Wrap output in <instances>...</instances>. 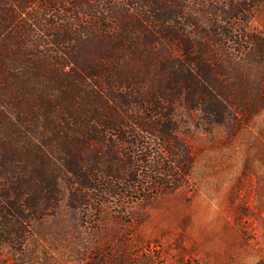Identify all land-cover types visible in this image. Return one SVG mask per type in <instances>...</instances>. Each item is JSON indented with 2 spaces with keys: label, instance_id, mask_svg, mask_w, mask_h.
<instances>
[{
  "label": "trees",
  "instance_id": "16d2710c",
  "mask_svg": "<svg viewBox=\"0 0 264 264\" xmlns=\"http://www.w3.org/2000/svg\"><path fill=\"white\" fill-rule=\"evenodd\" d=\"M257 9L256 0H0V249L22 247L64 198L79 210V193L122 194L133 168L184 170L178 109L205 133L233 134L259 115ZM139 133L170 161L161 151L145 155L148 165L129 161L128 149L152 151Z\"/></svg>",
  "mask_w": 264,
  "mask_h": 264
},
{
  "label": "rangeland",
  "instance_id": "374dc122",
  "mask_svg": "<svg viewBox=\"0 0 264 264\" xmlns=\"http://www.w3.org/2000/svg\"><path fill=\"white\" fill-rule=\"evenodd\" d=\"M256 2L250 29L264 34V0ZM176 115L184 170L133 168L122 194L79 193V210L64 198L30 225L22 247L0 249V264H264V110L233 134L205 133L184 110ZM137 140L152 151L128 149L129 161L148 165L155 159L145 155L161 150L148 134Z\"/></svg>",
  "mask_w": 264,
  "mask_h": 264
}]
</instances>
